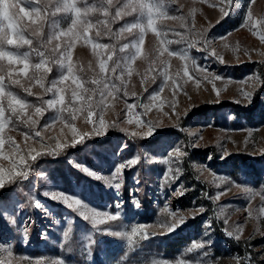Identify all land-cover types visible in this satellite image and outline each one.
<instances>
[{"label": "rangeland", "instance_id": "obj_1", "mask_svg": "<svg viewBox=\"0 0 264 264\" xmlns=\"http://www.w3.org/2000/svg\"><path fill=\"white\" fill-rule=\"evenodd\" d=\"M43 2L47 3V0ZM93 2L94 0H87L88 4ZM123 2L124 0H113V14L115 8ZM52 3L54 4L55 0H52ZM226 3L227 0L225 4H221L220 0H165L168 15L183 17V20L157 21L158 30L167 32L168 40L180 41L166 45L169 50H188L190 75L203 77L205 73L198 71V68L202 67L222 77L221 80L214 81L216 88L221 90L219 96L213 91V84L204 80L199 87L193 80H188L183 84L182 91L177 90L175 97L171 81L160 91L165 81L163 77L156 75L162 67L158 59L154 65L155 71L148 73V79L142 86L141 78L145 76L149 64L156 59L157 49L160 47L156 35L149 30L144 36L143 54L133 65L134 73L128 84V95L125 96L122 90L119 99L105 112L106 121L109 124L115 122L117 126L109 127L106 134L91 135L75 147L65 148L58 156L43 155L36 160L28 158V178L9 184L0 191V212L6 210L17 222L13 225L0 216V259L7 260V253L3 249L11 248L13 257L64 258L67 264H153L154 261H167L168 264H179L180 261H186L187 264H248V258H251V264H264V214L259 213V208L264 206V199L261 198L264 196V160H260V163L255 161L256 157L264 159V121L250 122L244 114L237 115L232 108L247 107L254 103L256 90L264 83L257 68L246 69L244 66L245 63L262 62L264 44L252 35V31L241 26L249 7L254 19L264 18V0H254V3H250V0H232L230 14L222 16L219 8ZM210 4L216 6L210 7ZM98 18L104 19L98 13L88 17L93 23ZM136 18L137 14L133 13L109 23L108 27L113 35L105 34L101 29V34L97 37L99 25L91 29L88 35L94 42L113 45L116 49L114 60L124 57L127 50L121 53L119 48L136 37L128 33L115 34L124 24L133 22ZM48 21L56 22L64 29L70 23L63 13L49 14ZM28 23L25 20L22 26ZM26 33L30 36L31 29L27 28ZM44 33L46 40L47 25ZM205 38L211 41L206 46L207 50ZM190 41L196 42V46L188 49ZM55 43L57 42L54 41L53 45ZM34 46L39 47L41 51L45 50L35 38ZM212 49L223 57V63L210 55ZM28 50L27 46L20 49L21 52ZM160 59L169 61L170 75H175L179 70L182 76L184 61L175 56L168 57L166 53ZM33 61L38 62L35 54ZM73 61L78 69H83L79 74L84 79L93 76V72L88 68L89 63L96 68V56L91 45L83 40L78 41L73 50ZM193 61L197 67H193ZM237 66H240L241 70L236 72L234 68ZM58 75L57 68L53 66L48 80L55 79ZM153 75H156L154 83L151 80ZM249 77H259L260 82L247 79ZM18 78L22 83H28L26 77ZM183 79L186 80L187 77ZM242 81L246 82L241 83ZM70 84L71 81L66 82V86ZM11 87L33 103H38L41 97L50 98V94L45 95L38 85L34 86L32 91L40 95L33 96H28L23 88L17 85ZM133 92L136 95H132ZM242 92L253 93L251 102L244 98ZM153 93H159L160 96V100L154 102L155 105H160L161 101L164 103L162 107L153 106L150 111L141 115L142 121L159 122L155 134L145 138L142 134L146 128L137 126L135 122L127 123L126 105L152 103L148 97ZM67 95H70V92L66 93ZM259 97L264 105V92H261ZM173 99L177 101L175 113L168 103ZM206 107L210 108L209 112L201 114L200 111ZM134 111L144 113L145 110L142 107H134ZM53 115L52 111L46 112L37 126L44 137L43 143L54 145L55 140L49 139L50 137L70 143V131L64 129V135L61 136L63 125L59 122L47 130L43 129L45 123H53L50 119ZM75 123L81 132H91L94 127L82 119ZM26 132L33 135L30 129L22 124L6 129V135H11L22 149L26 143L39 148L36 144L39 138L24 140L23 134ZM132 132L137 135L132 136ZM153 136H159L156 144H140L141 140ZM104 137L116 139L111 143L106 142L103 146L98 145L97 140ZM176 144L184 146L187 155L179 162V167L182 168L180 179L169 186L165 184L164 173L170 167L175 168L177 162L167 154ZM24 154L27 156L26 150ZM235 155L250 157L253 165L259 166L262 176L258 182L252 166L243 167L237 173L227 167L229 159ZM137 156L138 163L125 169L122 177L112 181L113 184H121L119 195L106 180H97L82 171L83 167H88L98 175L109 178L118 163ZM165 159L170 162L164 163ZM0 163L7 165V161ZM76 164H80L81 168H77ZM180 184L183 185L184 194L198 187V195L188 206L181 205V195L174 194ZM45 191L78 194L89 207H95L98 211H109L111 214H115V204L120 202L121 217L117 221L94 227L63 203L53 201L50 196H44ZM217 193L223 194L214 199ZM133 196L139 199V208L133 205ZM32 198L38 200L42 207L33 206ZM201 207L203 212L199 211ZM169 212L185 217V223L172 233L161 234L166 233V229L161 225L172 220ZM198 216H201V226L193 229L194 226H191L190 222ZM21 222L28 224L27 239L18 231L17 225H21ZM208 223L211 224L210 229L206 228ZM133 225H144L148 233L156 234L140 240L135 246H129L125 239L110 234L130 230ZM238 229L239 240L226 234V230L237 233ZM220 231L222 236L217 237ZM45 232L47 239L42 238V233ZM65 232H68L67 237L64 236ZM178 234L194 237L175 253L158 250V242L161 243L167 236ZM228 238L235 240L242 250H228L229 245L225 240ZM205 241H210V246L188 251L194 242ZM205 252L206 256L203 254ZM236 258H239V262ZM13 264L26 262L14 260Z\"/></svg>", "mask_w": 264, "mask_h": 264}, {"label": "snow or ice", "instance_id": "obj_2", "mask_svg": "<svg viewBox=\"0 0 264 264\" xmlns=\"http://www.w3.org/2000/svg\"><path fill=\"white\" fill-rule=\"evenodd\" d=\"M201 2H205V0H201ZM220 2L225 4V0H220ZM250 3H254V0H250ZM112 6L113 0H94L92 4H88L87 0H55L54 4L52 0H47V3H44L43 0H0V161H7V165L0 163V190L18 180H26L28 178V158L36 160L43 155L58 156L65 148L75 147L77 144L84 142L86 138H90L91 135L100 136L106 134L109 127L117 126L115 122L109 124L106 121L105 112L109 111L113 103L119 99V93L122 90L125 96L128 95V84L134 73L133 65L137 58L143 54L144 36L149 30L156 35L160 47L157 49L158 55L156 59L149 64L145 76L141 78L142 86L148 79V73L155 71L154 65L158 59L162 67L156 75L163 77L165 81L161 85L160 91H163L167 82L171 81L174 86L173 97H175L177 90L182 91L183 84H186L188 80H193L197 87L204 80L213 84V91L219 96L221 90L216 88L214 81L221 80V76L208 72L207 69L202 67L198 68V71L205 73L203 77L190 75L187 63L190 59L188 50L172 51L166 46L173 42L179 43L180 41L168 40L166 38L167 32L163 29L158 30L157 21L160 19L183 20V17L169 16L165 9V0H124L122 4L115 8L114 14L112 13ZM209 6L215 7L216 5L210 4ZM231 8L232 0H227L226 5L220 7L219 11L222 16H227L230 14ZM57 13H63L69 19L70 23L66 29L60 28L56 22L50 23L48 21L49 14L56 15ZM93 13L100 14L104 19L98 18L93 23L91 19H88L89 15ZM133 13L137 14L136 20L124 24L115 35L128 33L136 38L119 48L118 51L121 53L127 50V55L114 60L115 47L108 43L94 42L88 33L96 25H99L100 27L96 31L97 37L100 36L101 29H103L105 34L113 35L108 24L114 22L117 18ZM25 20L29 23L22 26V22ZM45 25L48 27L46 40L44 39ZM241 26L252 31V35L256 36L264 44V18L254 19L250 7L245 13V19ZM27 28L31 29L30 36L26 33ZM176 35L179 36L181 34L176 33ZM34 38L40 42L41 47L45 50L41 51L39 47L34 46ZM181 38L183 39V37ZM80 40L91 45L93 54L96 56V68H93L91 63L88 65L89 70L93 72V76L89 79H84L79 74L83 69H78L73 61V50ZM54 41L57 43L53 45ZM210 43L211 41L205 38V50H207L206 46ZM25 46L29 50L21 52L20 49ZM195 46L196 42L190 41L188 43V49ZM96 50L101 51L97 52ZM165 53L168 57L175 56L185 62L182 67V76L179 70L175 75H170L169 61L160 59ZM33 54L38 57V62L33 61ZM210 55L221 63L224 62L223 57L218 55L215 49L210 51ZM192 63L193 67H197L194 61ZM53 66L57 68L59 75L49 81L48 74L52 72ZM156 75L151 77L153 83ZM18 77H26L28 83H22ZM177 77L180 79H177ZM184 77H187V79H183ZM247 79H255L260 82L259 77H249ZM181 80L183 83H181ZM68 81H71V84L66 86ZM245 82L242 81L241 83ZM11 85L23 88L28 96L40 95L32 91V88L38 85L43 89L45 95L50 94V98L43 99L41 97L38 103H33L15 92ZM144 90L147 91V88ZM69 92L70 95L66 96V93ZM132 95H136L135 92ZM242 95L251 102L252 92H242ZM148 100L152 103L136 106L132 104L126 105L128 109L127 123L132 124L135 122L137 126L146 128V131L142 134L145 138L155 134L159 122L142 121L141 115L146 114L153 106L162 107L164 103V101H161L160 105H155L154 102L160 100L159 93H153L148 97ZM168 103L173 113H175L177 101L173 99ZM134 107H142L145 111L144 113H137L134 111ZM48 111L54 113L50 118L53 123H45L43 129L47 130L49 127H53L56 122H59L63 125L61 136L64 135V129L70 131L72 137L70 143L67 140L61 142L59 138L52 137L49 139L55 140L54 145L43 143L44 137L37 126L40 124V119ZM164 114L167 115V113ZM78 119L94 125L91 132H81L75 123ZM17 124L28 127L33 134L24 133L25 141L33 139V137L39 138L36 140L39 148L26 143L24 149H22L11 135H6V129H9V126L15 128ZM131 135L136 136L137 133L132 132ZM25 150L27 156L24 154ZM167 155L169 158H174L177 162L175 168L170 167L164 173L165 184L170 186L180 179L182 168L179 167V162L187 155V152L184 146L176 144L169 150ZM138 161L139 157L137 156L118 163L109 178L98 175L88 167H83L82 171L97 180H106L109 186L114 187L117 195H119L121 184H113L112 181L122 177L123 171L136 165ZM169 162V159L164 160V163ZM76 167L81 168V165L76 164ZM174 194H184L182 184L176 188ZM222 194L217 193L214 199H218ZM43 195L46 197L50 196L53 201L63 203L68 209L77 212L84 221H89L94 227L107 224L110 221H117L121 217L120 208L122 205L120 202L115 204V214H111L109 211H98L95 207H89L78 194H68L63 191H45ZM261 198L264 199V196ZM32 203L35 207H42L41 203L35 198H32ZM132 203L137 208L141 206L139 199L135 196H133ZM199 211L203 212L204 209L201 207ZM259 213L264 214V206L259 208ZM168 214L172 217V220L170 223L165 222L161 225V227L166 229V233L161 234L172 233L185 223V217L179 216L175 212H169ZM251 215V212H249V217ZM0 216L13 225L17 224L15 217L6 210L0 212ZM225 223H227V220H225ZM17 228L18 231L22 232L23 238L27 239L29 233L27 222H21V225H17ZM206 228L210 229L211 224H206ZM97 230L99 231V229ZM239 231L238 229L237 233H233L226 230V234L239 240ZM110 234L125 239L129 246H135L140 240L148 239L149 235H155L156 233H148L144 225H133L130 230L110 232ZM64 236L67 237L68 232H65ZM42 238L47 239L46 232L42 233ZM92 243H95V241H92ZM206 245L210 246V241L194 242L188 251L204 249ZM0 248H2V245H0ZM3 250L6 251L8 259H0V264H13L14 260L23 261L26 264H67L64 258L41 256L32 259L28 256L13 257L11 248ZM203 254L207 255L206 252ZM236 259L239 262V258ZM153 264H168V262L154 261ZM179 264H187V262L180 261ZM248 264H251V258H248Z\"/></svg>", "mask_w": 264, "mask_h": 264}, {"label": "trees", "instance_id": "obj_3", "mask_svg": "<svg viewBox=\"0 0 264 264\" xmlns=\"http://www.w3.org/2000/svg\"><path fill=\"white\" fill-rule=\"evenodd\" d=\"M244 66L246 69L257 68L259 70V72L261 73L262 78L264 79V59L262 60V62L245 63ZM234 69L236 70V72L238 70H241L240 66H237ZM261 92H264V83L262 84L261 87H259L256 90L257 95H256V99H255L254 103H252L251 105H249L247 107L232 106L233 111L237 115L244 114V116H246V118H248L250 120V122H255L256 120L264 121V105L261 104L260 97H259V94ZM209 110H210V108L206 107V108L202 109L200 111V113L205 114V113H208ZM158 138H159V136H153L151 138L141 140L140 144L145 145V146H151L153 144H156ZM115 139H116L115 137L114 138L104 137V139H98L97 144L100 146H103L106 144V142L111 143ZM260 160H264V159L259 158V157L255 158V161L259 162ZM248 166H252V170L256 174V182H258L261 179L262 172H261V169L259 168V166L253 165V161L251 160L250 157H247L245 155L232 156L229 159V162L227 165L228 168L232 169L233 173H237V172H239V170L241 168L248 167ZM188 176H190V175H188ZM0 191H3V190H0ZM2 194H3L2 197L4 198L5 193L3 192ZM197 195H198V187H195L194 189H192V191H188L186 194L181 195L179 197V202L183 206H188L192 203V200ZM201 223H202L201 222V216H198V217L192 219V221L190 222L191 226H194L193 229L194 228L198 229L201 226ZM221 236H222V232L220 231L219 233H217V237H221ZM192 237H194V236L185 235V234L167 236V238L164 239V241H161V243L158 242V250L160 249V251L162 250V251L169 253V254L175 253V252L179 251L186 244V242L190 241ZM225 240H226V242H228V245H229L228 250H230V249L236 250V251L242 250V247L239 246V244L235 240L230 239V238L225 239Z\"/></svg>", "mask_w": 264, "mask_h": 264}]
</instances>
